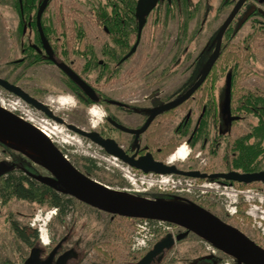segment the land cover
I'll list each match as a JSON object with an SVG mask.
<instances>
[{
	"label": "rangeland",
	"instance_id": "1",
	"mask_svg": "<svg viewBox=\"0 0 264 264\" xmlns=\"http://www.w3.org/2000/svg\"><path fill=\"white\" fill-rule=\"evenodd\" d=\"M8 0H0V76L6 78L8 81L18 79V76L25 79V86L32 88L34 93L38 95L40 99H45V101L52 104V108L56 110V113L66 112L67 110L74 107L75 103L72 95L64 90V80L63 74L55 67L49 63H39L35 66L29 67L22 71L18 65L12 61L17 60L20 57V43L27 42L28 38L32 37V31L27 30V33L20 34L17 30V13L13 8L8 5ZM105 0H52L50 6L51 10L54 8L55 3H60L63 6L65 13H67L68 22L70 24L71 20L76 22H81L84 25L85 32L94 45L93 48L96 52L98 50L99 44L105 42L106 35L96 25L88 18L90 15V8L104 3ZM196 5L194 9H190L187 13L177 15L172 13L167 17L161 18V24H159L158 32L153 39H149L151 26H149L152 15L148 18V25H146L145 31L142 32V37L140 38V44L135 50L133 60L139 61L145 59L147 52L154 53V57H160L159 53H174L176 50H182V53H186L188 58L193 57L201 52L200 61L205 60L208 57L213 45H209L211 38L220 26L221 22L224 20L228 14V7L219 10L217 7L220 6L221 0H192ZM264 9V8H263ZM52 12V11H51ZM50 12V13H51ZM189 13V14H188ZM189 15L188 19L186 15ZM186 17L187 25L186 34L183 36L178 32L177 21ZM235 33L233 34L234 44L233 52L239 51L240 56H244V49L240 44H237L245 34L250 31V22L239 26V23L235 24ZM196 32V33H195ZM195 33V34H194ZM194 34V36H193ZM177 40V41H176ZM250 52L253 54V58H245L240 61L239 68L244 74L241 77L238 84L243 86L244 89L247 86L258 87L264 90V40H256L251 45ZM81 61L77 60V64ZM185 65L189 61H184ZM183 64L179 65L178 69H182ZM25 73V74H24ZM262 73V76H259ZM95 74L92 73L87 78L92 84L97 82L94 79ZM185 76H176L175 78L169 77V84L167 86V91L170 92ZM223 83V81H222ZM221 84V83H220ZM219 84V85H220ZM223 85V84H222ZM223 87L219 90V96L222 100L224 95ZM68 97L70 102L58 103L59 99H64ZM54 99V100H52ZM58 99V100H57ZM193 102H191V105ZM96 108V104L93 106ZM97 109V108H96ZM98 113L92 114L88 113L91 121L89 129H91L92 124L96 125L101 119V110L97 109ZM36 115L39 116L38 113ZM180 115V113L178 114ZM41 118V116H39ZM250 119L254 122L255 118L248 116L246 119L239 121L235 127V134L244 133ZM46 120V121H45ZM43 122V121H42ZM45 125H48L52 131L50 132L52 140L56 145L62 150V152L68 157V159L76 167L86 172L85 161L83 157H90L96 160L98 168L88 172L90 176L102 182L103 184L109 185L123 194L133 197L127 189L128 186L126 180L120 173L118 166H124L123 163L117 162L114 158L102 154L97 146L93 144L90 139H83L80 135L73 133L72 131L64 128V125L55 122L50 119L44 118ZM252 124V123H251ZM1 140H3L0 137ZM6 142H11V140H4ZM180 145H184L188 154L186 158L176 159L172 162H180L181 164H187L190 166H203V163H207L210 171L219 172L222 169L220 164V157L223 151L220 149L215 157H210L206 150H200L201 159L196 157L199 149H193L188 147V144L184 141H180ZM176 146V147H178ZM177 149V148H175ZM191 149V151H190ZM34 154V153H33ZM38 156V155H37ZM11 156L0 147V162H10ZM264 170V155L261 158ZM32 166L35 167L36 171L40 175H48L49 172L47 168L43 165V161L37 157H32ZM115 162V163H114ZM86 172V173H87ZM118 173L124 182L123 186H119L120 178L116 176ZM175 175V174H174ZM178 176V175H177ZM202 179H198L197 182H201ZM257 185H249L247 187H239L248 193V195L253 197L250 202L243 201V196H236L238 200L237 212L233 215L228 213V217L223 214L225 211V202L223 200L224 195H217L216 193L223 190L219 187L218 191L212 189L214 185L210 188L209 196L201 197L194 196L190 194V198L195 200L197 203L205 202L204 205H210L213 211L218 213L225 219L228 223L236 226L239 230L244 232L253 241L257 242L264 247V182H257ZM218 185V184H216ZM220 186V185H218ZM233 187L238 188V186L232 184ZM228 192L231 188L227 189ZM158 192L156 188H152L149 191ZM160 193V192H158ZM213 193L215 195H213ZM227 193L231 202L234 198L233 194ZM240 199L242 201H240ZM71 204L68 207L65 215L58 216L57 210L54 207H47L44 205H39L35 202H29L23 199L11 198L7 203H1L0 201V264H6L8 261L12 262L10 264H21L23 259L28 255V248L24 245L21 240H17L12 229L10 228L11 222L15 220L21 226H27L29 229L27 233H31V230L36 228L38 232V243L41 246H46L49 244L50 240L58 239L62 236L65 231H69L71 235L67 239L65 246H78L73 248L77 253V257L72 260L71 264H133L137 258L149 248L155 244L160 238H162L167 232L173 235L177 232L183 231L182 228L176 225H170L169 227L160 226L156 222L149 221L144 231H141L143 235L147 238L143 245H135L137 240L138 230L136 223L139 219L127 218L122 216H113L110 213L103 212L97 208H94L78 199L72 197L70 199ZM229 203V202H228ZM254 205H251L253 204ZM239 204H245L246 207L243 210L245 215H249L251 220L249 223L243 220L241 216H237ZM230 205V204H229ZM229 205L228 208L232 209ZM251 207V208H250ZM56 213V214H55ZM45 217L48 219L46 220ZM45 238V239H44ZM45 240V244L42 242ZM100 248L107 252L108 257L106 258L97 249ZM210 254L207 250L205 244L201 238L191 232H187L182 239L177 240L170 250L165 253L163 261L161 264H195L198 260L199 255ZM219 258L218 264H232V260L229 256H223L222 252H218L215 255Z\"/></svg>",
	"mask_w": 264,
	"mask_h": 264
},
{
	"label": "flooded vegetation",
	"instance_id": "2",
	"mask_svg": "<svg viewBox=\"0 0 264 264\" xmlns=\"http://www.w3.org/2000/svg\"><path fill=\"white\" fill-rule=\"evenodd\" d=\"M138 1L139 0L133 1L134 12L132 15L134 20L129 26L130 30L127 36L122 38V46L112 40L111 37L109 38V36L106 35L105 26L102 27L103 29H100L105 33L106 41L99 44L98 50L96 52L93 48L94 44L89 41L88 36L83 37L80 40H78V38L63 36L49 37V39L48 37H31L26 40L27 42H23L22 40L20 43L21 55L19 58H17V61H19L17 63L18 67L22 71H25V69L27 70L29 67L35 66L36 64L42 62L49 63V65L52 64L57 67V69L63 74V79H65L64 90L70 93L74 100L73 103H75V105L73 108L67 110L64 113H56V110L52 108V104L45 101L47 97L44 100L40 99L38 95L33 92V90L31 91L32 88H30V86L27 87L24 83H22L25 81V79L22 78L21 75L20 77L17 75L18 79L11 80L10 82L17 84L30 96L42 102V104L48 107V109L51 111V116L55 117L53 118L46 116L43 111L39 110V115L43 116L42 118L50 119L64 125V128L80 135L83 137V139L87 138L80 133L68 128L67 126L69 124H73L75 127H78L84 131H96L103 140L112 139L121 148L123 153L132 159H139L141 156L148 155L153 161L166 164L171 163L174 164L178 169L188 171L189 169H197L199 171L208 173L216 172L204 170L209 168V165H207L205 162L203 163L202 167H198L196 165L190 166L187 164H181L180 162H170L167 159H169V157L175 153V149L171 153H169V150L176 142L179 141H184L190 148L192 147L193 149H199L196 157H199V159L203 161L200 156V150H206L210 157H215L217 154L212 155L210 153L211 148H215L216 152L218 153L220 149L224 150L226 146V140H228L227 157L229 160H232L233 156L237 155V151H239L238 147L240 146V143L247 145L249 140L253 138L254 135L249 137L247 136L248 133H250L249 131L254 123L251 119L250 123L248 124V128L244 133H234L236 124L239 121L246 119L248 116L255 118L254 115L240 116L236 114L237 112L235 110L231 109L233 96H231V84L229 83H231L232 76H236L233 70H237L240 66V63L232 61V63L228 65V71L223 73L220 69H212L215 63L214 61L202 83L197 86V88L189 97H187V99L174 108H164L163 105L165 103L175 99L176 97H179L198 79L201 74L200 72H202L207 62L206 60L209 59L212 53L215 44V36L214 38H211L209 42V45H213V47L210 53L207 54L208 57L202 61H200L201 52L191 58H188L186 53H182L181 51L186 47L182 50H177L175 48L174 50L176 51L174 53L171 52V54L159 53L160 57H154V53L147 52L145 59L139 61L133 60V56L136 52L135 50H137L140 44L142 32L145 31L146 25H148V18L151 15V24L149 25L151 26V30L149 39H153L152 37L158 32L162 17H167L172 13H175L178 17L179 14H183V12L187 13L188 11H191L190 9H194L196 7L192 0H157L154 1L155 3L150 9H146L145 0ZM237 1L239 0H228V13L237 3ZM104 3H107V0H105ZM104 3L102 4L105 6ZM139 5L141 7V12L139 13L140 22L139 15H137ZM263 8L264 0H242L241 5L239 9H237V13L235 14L232 21L233 23L238 22L239 26L248 21L250 22V31L256 29L257 31L263 32ZM188 14L186 15L187 19L189 17ZM155 20L157 22V27L153 32L152 25L154 24ZM184 20L185 17L178 20L176 24L178 25V32L182 36L186 34L185 31L187 28V25H185L187 20ZM181 26L185 29L181 28ZM233 39L234 38L232 37H230V39L228 38L227 48L229 52L233 51V48L235 47L234 44H236L233 42ZM260 39L264 40L263 37L257 39H248L244 36L237 42V44L242 46L244 42L248 41L247 44H249V47H243L244 51L246 52L245 56L247 57V55H250L249 57L252 59L253 54L250 52L252 48L251 45L256 40ZM63 41H65V43H63ZM77 43H80V45ZM77 60L81 62L77 64ZM185 60L189 61L186 65L184 62ZM181 63L183 64V67L182 69H178ZM65 67L70 68L78 76H80V78L92 86V90H94V92L91 96L87 95L83 90H81L82 88L65 71ZM238 72H240L241 77L244 76L241 69L238 70ZM92 73L95 74L94 79L96 80L97 85L92 84L87 78ZM172 76L174 78L176 76L185 77L170 92L164 93V91H167V86L170 80L169 77ZM217 76H219V81L217 87L215 88L214 100L217 105L216 109H218V120H216L214 117H211V114H207V112L204 110L205 105L200 107V103H198V97L202 95V91L198 90L199 87L204 85V91L207 90L208 86L209 89H212L213 85L211 83ZM259 76H262V73ZM241 77L238 79V82L240 81ZM227 86L230 88L229 107H227L228 112L224 108V95ZM221 87L224 89L222 100L220 97H218ZM237 87L244 89V87L240 86V84H238ZM245 89H258V91L260 90V92H264L262 88L259 89L258 87L254 86H247ZM191 102H193L192 105ZM95 104L96 108L102 111V117L96 125H90L92 127L89 129L87 126H89L91 118L89 117L88 113H91L93 109H96L93 107ZM179 113L180 115H178ZM56 118L60 119V121H58ZM46 126L48 128V125ZM48 129L52 131L50 128ZM92 143L95 144L94 142ZM95 145L99 149L98 151H100L102 154L114 158L108 154L106 150H104L105 146L97 144ZM174 148L178 147L175 146ZM222 156H224V151ZM221 157L220 164L222 169H220L221 171L219 172H227L224 170L225 167L222 165L223 163ZM114 160H117V162L123 163L124 165H128L118 157H115ZM231 170H238L241 172L240 169L236 168L229 169L228 171ZM36 174L39 173L37 172ZM202 179L204 180L209 178ZM212 180L221 184L232 185V183L222 182L218 179ZM230 181L237 182L234 180ZM226 216L228 217V213ZM70 235L71 233L69 231H65V233L58 239H54L53 241L50 240L49 244L46 246H41L35 241H32L33 243L27 246L29 249L28 255L23 259L21 264H23L25 261L29 262L28 264L73 263L72 260L77 257V251L73 248H77L78 246H65V243L67 242V239ZM149 249H147L140 256V258ZM170 249L171 247L166 249L163 255ZM218 252L220 251L218 250ZM206 255L216 257L215 255L208 253H206ZM223 256L227 255L223 254ZM230 258L235 260L232 257ZM138 259L139 258H137V260ZM159 261L157 258H155L151 264Z\"/></svg>",
	"mask_w": 264,
	"mask_h": 264
},
{
	"label": "water",
	"instance_id": "3",
	"mask_svg": "<svg viewBox=\"0 0 264 264\" xmlns=\"http://www.w3.org/2000/svg\"><path fill=\"white\" fill-rule=\"evenodd\" d=\"M141 1V0H139ZM138 1V2H139ZM157 0H145L146 9H150ZM47 0H43V4ZM242 0L237 1L230 12L221 22L215 38L212 53L206 64L200 72L198 79L190 85V87L182 93L179 97L165 103L164 108L175 107L189 97L193 91L202 83L209 72V69L214 63L221 46L222 34L232 21L237 9H239ZM41 5V6H42ZM43 7V6H42ZM42 9V8H41ZM141 12L139 5L137 15ZM40 13V10H39ZM39 17V14H38ZM140 22V15H139ZM39 27V20L37 19ZM68 75L82 88L87 95L91 96L94 92L92 86L85 80L80 78L70 68L65 67ZM0 87L13 93L14 95L23 99L26 104L43 111L46 116H51V111L42 102L30 96L20 86L8 81L6 78L0 76ZM230 88L227 86L225 92L224 108L228 112L230 99ZM58 121L60 119L56 118ZM68 128L80 133L90 141L97 145L105 146L106 152L111 156L118 157L127 163L129 166L142 170L143 172H154L161 174H177L182 176L196 177V178H223L225 180H234L237 182L251 183L254 181L264 182V170L254 172H239L238 170H231L227 172H202L197 169L182 170L176 168L174 164H166L151 160L148 155L141 156L139 159H132L126 156L121 148L112 140H103L96 131H84L73 124H69ZM5 133L11 136V142L14 143L20 150L27 152L18 146V143L33 150L36 156L43 160V165L47 168L49 175L32 174V178L38 181L56 187L58 183L63 192L75 199L80 200L94 208L102 210L110 214L148 220H160L183 229L176 235L167 232L162 238L155 242L152 247L134 264H151L157 258L159 261L164 251L173 246V244L181 239L187 232L194 233L203 241L209 242L216 247L224 255L234 258L237 264H264V247L253 241L248 235L239 230L236 226L220 219L219 216L210 210L196 204L185 203L174 196L169 199H145L138 200L129 197L120 191L103 184L97 179L93 178L86 172L76 167L68 159V157L61 152L62 150L56 143L47 136L42 130L38 129L34 124L28 120L19 117L16 113L7 110L0 106V134ZM29 154V153H28ZM8 162H0V173L7 170ZM24 262L23 264H28Z\"/></svg>",
	"mask_w": 264,
	"mask_h": 264
},
{
	"label": "trees",
	"instance_id": "4",
	"mask_svg": "<svg viewBox=\"0 0 264 264\" xmlns=\"http://www.w3.org/2000/svg\"><path fill=\"white\" fill-rule=\"evenodd\" d=\"M8 5L10 8H13L17 13V30L20 34L27 33V30L32 31V37H71V38H78L80 40L83 37H87V34L84 29V25L81 22H76L71 20L70 24L68 22L67 13H65L63 6L60 3H55L53 6V10H51L50 6L52 0H47V2L43 4V0H8ZM134 0H107V3L99 4L96 6H92L90 8V15L88 18L96 25L98 28L103 29L102 27L105 26L106 28V35L111 37L116 43L122 46V38L127 36L130 25L133 22V12H134ZM43 7H42V6ZM123 7V8H121ZM228 7V0H222L220 2V6L217 8L219 10H223ZM42 8V9H41ZM40 10V13H39ZM52 11V12H51ZM51 12V13H50ZM39 14V17H38ZM128 17H127V16ZM187 17V16H186ZM185 17V20L186 19ZM37 19L39 20V27L37 24ZM235 24L230 22L224 33L222 34L221 46L219 47L220 50L218 55L215 59V63L212 67L213 70L220 69L223 73L228 71V65L233 62L240 63L244 56H240L239 51L237 52H229L228 46V38H233V34L235 33ZM242 24V23H241ZM157 22L154 21L153 32L156 29ZM181 28H183L181 26ZM185 29V28H183ZM263 37L264 38V31H257L256 29L250 31L249 33L245 34V38L257 39ZM65 43V41H63ZM248 41L242 44L243 46H248ZM80 45V43H77ZM249 47V46H248ZM244 53H246L244 51ZM250 55H247L246 58H250ZM15 65L19 62L17 60L12 61ZM240 68L237 70H233L236 76H232L231 79V96H233V103L232 108L235 110L238 115H254L255 121L253 126L250 129V133H248V137L254 135L251 138L247 145H243L240 143L238 147L239 151H237V155L233 156L232 160H229L228 156V140H226V146L224 148V156H222V165H224L226 171L232 168L240 169L241 172H254L263 169V164L261 158L264 155V92L258 91V89H243L238 88V79L241 77L240 72H238ZM215 75V74H214ZM216 76V75H215ZM217 79V80H216ZM219 81V76L215 78V80L211 83L213 85L212 89H209V86L206 91L203 90V86H200L198 90L202 91V95L198 98V103H200V107L205 105L204 110L207 112L208 115L211 114V117H214L218 120V109L216 102L214 100L215 96V88L217 87ZM207 87V86H206ZM197 90V91H198ZM235 97V98H234ZM215 120V121H216ZM217 122V121H216ZM253 122V121H252ZM179 142H176L169 153L173 152L175 146H178ZM0 147L5 151V153L11 156L10 162H8V169L4 172L0 173V201L1 203H7L8 200L11 198H18L23 199L29 202H35L39 205H44L47 207H54L57 210V215L62 216L65 215L68 207L71 204L70 199L71 196L63 192L61 186L57 183L56 187H52L47 183L38 181L32 178V174H36L37 171L34 166H32V157H40L36 156L35 154L24 152L20 150L14 143L6 142L0 139ZM210 153L212 155L217 154L215 148H211ZM42 160V159H41ZM43 161V160H42ZM83 161H85L84 165L88 172H92V170L97 169V163L95 159L90 157H83ZM204 170H211V169H204ZM86 171V172H87ZM87 172V174H89ZM118 178H120L119 186H123L124 182L119 176L118 173H115ZM209 179H218L222 182L232 183L238 187H247L251 185H257V182L251 183H240V182H233L230 180H225L221 178H209ZM121 192V191H120ZM122 193V192H121ZM133 194L134 198L138 200H145V199H169L174 197L171 193H156L153 192H142L135 193L130 192ZM205 202H194L214 214L223 219L221 215L213 211V208L210 205H204ZM246 207L245 204L240 205L238 208L237 216H241L244 221L247 223L250 222L251 218L249 215H245L243 213L244 208ZM223 214H225L223 212ZM113 216H116L112 214ZM226 215V214H225ZM138 219V218H134ZM225 220V219H223ZM151 221V220H150ZM10 228L12 229L14 235L17 240H21V242L27 246L31 245L35 241L38 243V232L36 228L31 230V233H27L29 227L21 226L18 222L13 220L11 222ZM182 239V238H181ZM97 249L102 255L106 258L108 257L107 252L103 251L100 248ZM79 251L76 252V254ZM161 257L159 262L154 264H161L163 261V257ZM12 262H7L6 264H10ZM219 258L210 256V255H199L198 260L195 261V264H218Z\"/></svg>",
	"mask_w": 264,
	"mask_h": 264
},
{
	"label": "built area",
	"instance_id": "5",
	"mask_svg": "<svg viewBox=\"0 0 264 264\" xmlns=\"http://www.w3.org/2000/svg\"><path fill=\"white\" fill-rule=\"evenodd\" d=\"M0 106L6 108L7 110H10L19 117H22L32 124H34L38 129L42 130L47 136H49L52 139V136L50 134V130L47 128V126L43 123L44 118L41 116V118L36 115V113L39 114V110L32 107L29 104H26V102L21 99L20 97L14 95L13 93H10L9 91H6L2 87H0ZM43 121V122H42ZM185 147V146H184ZM178 149V148H177ZM175 149V150H177ZM114 157V156H113ZM115 159V158H114ZM116 167L119 168L120 173L123 178L126 180V183L128 186L127 189H129V192H135V193H142V192H147L152 188H156L158 192L161 193H171L173 196H178V199L185 202V203H190V202H196L195 200L191 199L189 196L190 194H193L196 196L205 197L209 196V192L212 191L210 188L212 185V189L215 191L219 187H222L223 190H220V192L216 193L217 195H224L223 200L225 202V211L229 213L230 215H233L237 212V204L238 200L235 198L238 196V194L243 196V201L250 202V196L247 191L241 189V188H236L233 187L230 184H221L219 182H216L211 179H202L201 182H197L198 179L201 178H196V177H189V176H182V175H174V174H161V173H154V172H143L142 170L139 169H134L130 167L129 165H124V166H118V164H115ZM220 186H218V185ZM228 188H231V190L228 192ZM233 194L234 198H232V201L230 202L228 200L229 196L227 193ZM189 195V196H188ZM213 195H215L213 193ZM242 198V197H241ZM250 198V199H249ZM240 199V201H242ZM229 202V203H228ZM230 204V205H229ZM229 205L232 209L228 208ZM251 205H254L251 204ZM251 208V207H250ZM148 219H139L136 223L137 227H139L138 230V237L137 240L135 241V245H143L144 241L146 240L147 236L143 235L141 231H144L143 228H146L149 224ZM151 222H156L160 226H166L169 227L170 223L160 221V220H151ZM203 241V239H202ZM203 244H205L207 250L210 252L212 255H216L217 249L214 247L212 244H209L207 241H203ZM227 264V262H225ZM232 264H237L236 260Z\"/></svg>",
	"mask_w": 264,
	"mask_h": 264
},
{
	"label": "bare ground",
	"instance_id": "6",
	"mask_svg": "<svg viewBox=\"0 0 264 264\" xmlns=\"http://www.w3.org/2000/svg\"><path fill=\"white\" fill-rule=\"evenodd\" d=\"M58 101H59L58 103H65V102H70V99L68 97H66L64 99H59ZM91 113L92 114H96V113H98V111L96 109L95 110L93 109L91 111ZM0 137L3 139V141L4 140H11V136L8 135V134H5V133L0 134ZM18 146L20 148H22L23 150L27 151L28 153H32L33 152V150H31L30 148L28 149V147L25 146L24 144L18 143ZM187 154H188L187 148L184 147V145H180V146H178V149L175 150V153L173 155H171L169 157V159H167V160H169L170 162H172V161H174L176 159H182L183 160V158H186ZM45 219L47 220L48 218L45 217ZM44 239H42V242L45 244L46 242H45Z\"/></svg>",
	"mask_w": 264,
	"mask_h": 264
}]
</instances>
